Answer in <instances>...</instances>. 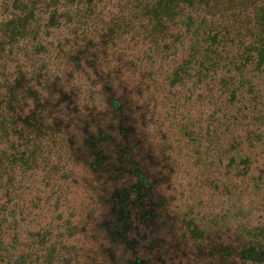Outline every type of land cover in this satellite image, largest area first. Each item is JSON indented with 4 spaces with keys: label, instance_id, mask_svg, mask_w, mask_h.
<instances>
[{
    "label": "trees",
    "instance_id": "16d2710c",
    "mask_svg": "<svg viewBox=\"0 0 264 264\" xmlns=\"http://www.w3.org/2000/svg\"><path fill=\"white\" fill-rule=\"evenodd\" d=\"M102 1L0 0V264H92L96 255L87 249V239L97 237L107 247L104 254L101 252L104 264H122L124 260L125 264H165L161 256L165 235L175 234L183 248L184 240L200 244L214 228L200 224L195 211L190 169L178 162L175 140L165 130V89L157 83L160 67L151 61L156 53L160 64L165 62V50L170 46L166 42L173 44L181 38L166 31L165 25H184L180 16L193 8L195 0H119L107 22L99 11ZM254 1L259 0H214L209 9L219 16H227L233 9L240 19L243 3L250 6ZM260 1L249 26V46L234 62L238 69L252 66L264 71V0ZM136 36L149 48L142 54L146 65L140 59L130 62V71H140L136 82L143 91L142 97L133 92L134 102L153 113L141 134L146 131L154 145L163 141V151L152 150L150 155L159 166L161 179L164 175L172 181L165 190L174 191L170 197L178 198L177 210L167 195L165 204L159 180L148 176L141 165L137 135L133 129L124 128V107L111 101L102 108L90 76L97 57L106 58L129 48L130 39ZM227 36L226 28L213 26L204 33V42L214 47L225 38L227 43ZM74 43L80 44L77 52L70 48ZM122 46L126 48L120 49ZM190 63L181 62L170 76V85L190 74ZM94 108L112 116L123 128L122 133L111 137L104 132L109 123L79 125L73 117L79 109ZM175 131L178 142L196 146L197 138L187 126L176 125ZM235 161L231 158L228 167ZM250 164L249 157L239 159L242 175L249 173ZM24 186L36 195L39 216L34 220V230L30 222L26 223L30 214L10 206L14 198L23 195ZM79 187L82 194L76 191ZM65 206L69 214L59 211L41 224L51 208L55 214ZM158 206L160 212L150 215L148 221L145 208ZM94 209L104 211L96 232L86 228ZM160 213L171 220L166 223ZM144 221L153 226L150 232L160 239L157 245H153V237L142 236L145 228L137 234L139 223ZM261 231H244L250 247H229L234 252L241 249L236 255L239 264H264ZM77 245L84 248L86 263L77 261ZM118 245L132 249L128 259ZM229 248L224 252H230Z\"/></svg>",
    "mask_w": 264,
    "mask_h": 264
},
{
    "label": "rangeland",
    "instance_id": "374dc122",
    "mask_svg": "<svg viewBox=\"0 0 264 264\" xmlns=\"http://www.w3.org/2000/svg\"><path fill=\"white\" fill-rule=\"evenodd\" d=\"M118 2L119 0L102 1L99 11L102 12L101 18L104 22L114 13ZM212 4L214 0H195L193 8L187 9L180 16L179 21L184 25L180 22L165 25L166 31L171 35L179 34L181 38L173 44L166 42L170 46L165 50V62L162 65L156 53L151 54L153 65L160 67L161 77L157 79V83L165 89V130L175 140L173 144L179 156L178 162L184 164L183 168L190 169L195 197L193 202L196 204L195 211L200 224L214 227L207 233L206 240L200 244L184 240L183 248L179 246L175 234L165 235V241L162 240L165 248L161 253L165 264H239L236 255L241 249L234 252L229 247L235 249L238 246H251L250 238L245 236L244 231L259 228L264 235V71H256L252 66L238 69L237 64H234L244 47L249 46V35L252 32L249 26H252L254 11L260 8L262 3L260 0L254 1L250 6L243 3L245 6L240 8V19L235 17L237 14L233 9L227 16H219L216 11L209 9ZM240 20L242 25H239ZM213 26L226 28L227 43L226 38L214 47H209V44L204 42V33ZM140 39L138 36L131 38L129 48L122 46L120 49H126L114 55L97 57L90 70V76L93 77L102 108L111 101H117L124 107V128L133 129L137 135L142 150L138 154L141 165L147 169L148 176L155 175L159 180L157 185L165 196V204L168 202V196L177 210L180 204L176 202L178 198L170 197L174 191L165 190L172 181L164 175L161 179L159 166H156L157 162L152 160L150 155L152 150L154 153L163 151V141H156L154 145L146 131L141 134V129L149 125L148 118L153 113L150 108L146 109L134 102L133 92L142 97L143 91L140 82H136L140 71H130V62L140 59L143 65H146L142 54L149 48L147 44L141 43ZM71 47L77 52L80 44L74 43ZM184 60L191 62L190 74L181 82L170 85V76ZM202 63L204 64L201 66ZM70 93L75 101V92ZM75 114L73 117L79 120V125L109 123V127L104 131L106 135L113 137L115 133H122L123 128H119L112 116L102 115L95 108L90 111L79 109ZM176 125L187 126L193 132L197 138L196 146L178 142ZM144 149L148 151L143 152ZM165 157L167 158L166 153ZM244 157H249L251 164L249 173L242 175V166L237 163ZM231 158L236 161L228 167ZM169 160L173 161V158L169 156ZM22 189H25L23 195L14 198L10 206H16L24 215L30 214L26 223L30 222L31 230H34V220L39 216L38 210L35 209L36 195L34 191H27L25 186ZM76 191L83 193L80 187ZM66 209L65 206L54 214L51 208L44 219H41V224L48 223V219L52 217L55 218L59 211L69 214ZM160 209L159 206L156 209L145 208V213L149 216L148 221L150 215L158 214ZM103 214L102 209L92 210L91 220L86 228L91 227L92 231L96 232V224L99 223L100 226ZM164 216L166 223L171 220L166 219L164 213H160L161 219H164ZM212 218L217 220L216 225H212ZM148 221L139 223L136 232L138 234L140 229L145 228L142 236L145 234L147 238L153 237V245H157L160 239L150 232L153 226ZM90 234L91 231L88 237ZM137 237L139 236L135 238ZM261 237L264 245V236ZM227 248L230 252H224ZM87 249L96 255L92 264H104L101 252L104 254L107 247L101 238L87 239ZM118 249L127 259L130 252L132 253V249L123 246ZM74 254L79 263L87 262V255L81 245L76 246ZM150 255L154 256L152 253ZM122 264H125V260Z\"/></svg>",
    "mask_w": 264,
    "mask_h": 264
}]
</instances>
